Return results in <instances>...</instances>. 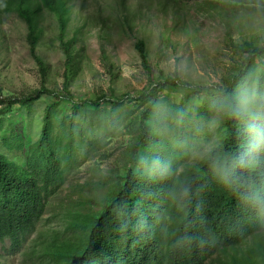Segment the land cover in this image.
I'll use <instances>...</instances> for the list:
<instances>
[{"label":"trees","instance_id":"trees-1","mask_svg":"<svg viewBox=\"0 0 264 264\" xmlns=\"http://www.w3.org/2000/svg\"><path fill=\"white\" fill-rule=\"evenodd\" d=\"M73 8L74 0H0V12L27 23L41 73L29 93L0 90V245L9 241L20 250L44 220L49 199L96 149L106 123L123 119L133 132L126 171L96 184L109 188L98 210H69L67 232L40 234L31 264H264V46L245 41L239 48L246 55L224 85L197 86L152 77L139 40L149 73L143 91L127 99L79 98L70 81L85 50L76 47L80 28L69 36ZM47 12L65 55L62 88L46 84L48 66L36 51ZM167 87L180 89L178 105L162 96ZM215 114L219 140L196 158ZM249 240L251 251L235 255Z\"/></svg>","mask_w":264,"mask_h":264},{"label":"rangeland","instance_id":"rangeland-1","mask_svg":"<svg viewBox=\"0 0 264 264\" xmlns=\"http://www.w3.org/2000/svg\"><path fill=\"white\" fill-rule=\"evenodd\" d=\"M41 25L44 32L36 51L48 66L46 84L62 88L65 55L56 19L47 12ZM76 28L81 29L76 47L85 51L70 89L79 98L126 95L127 99L143 91L149 73L136 47L139 40L145 41L152 77L197 86L224 85L246 55L239 45L249 41L264 46V0H74L69 36ZM27 33V23L16 13L0 12V90L4 95L25 94L40 86L41 73ZM162 93L168 104L181 101L178 87H167ZM46 101L44 97L35 106V126ZM216 115L206 125L196 158L219 140ZM105 127L96 149L49 199L37 231L18 251L9 247V241L0 245V264H31L30 248L40 234L67 232L69 210L87 214L100 208L109 188L95 186L126 171L133 134L123 119L114 125L107 122ZM253 245L247 241L235 255H247Z\"/></svg>","mask_w":264,"mask_h":264},{"label":"clouds","instance_id":"clouds-1","mask_svg":"<svg viewBox=\"0 0 264 264\" xmlns=\"http://www.w3.org/2000/svg\"><path fill=\"white\" fill-rule=\"evenodd\" d=\"M262 135H264V133H262Z\"/></svg>","mask_w":264,"mask_h":264}]
</instances>
